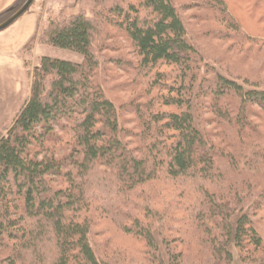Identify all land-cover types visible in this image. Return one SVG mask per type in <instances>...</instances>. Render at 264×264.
Returning a JSON list of instances; mask_svg holds the SVG:
<instances>
[{"label": "trees", "instance_id": "16d2710c", "mask_svg": "<svg viewBox=\"0 0 264 264\" xmlns=\"http://www.w3.org/2000/svg\"><path fill=\"white\" fill-rule=\"evenodd\" d=\"M86 7L0 132V264H264V0Z\"/></svg>", "mask_w": 264, "mask_h": 264}, {"label": "rangeland", "instance_id": "374dc122", "mask_svg": "<svg viewBox=\"0 0 264 264\" xmlns=\"http://www.w3.org/2000/svg\"><path fill=\"white\" fill-rule=\"evenodd\" d=\"M17 0H0V12L13 6ZM87 0H33L21 16L0 30V132L8 126L28 98L30 75L38 67L41 57L61 58L78 63L80 54L39 43L38 36L50 19H57L80 11L89 12ZM190 11L184 10L186 21ZM236 17L246 19L247 5L234 7ZM188 24V21H187ZM189 25V24H188ZM190 34L193 31L188 26ZM35 36L31 42L32 37Z\"/></svg>", "mask_w": 264, "mask_h": 264}, {"label": "water", "instance_id": "95a60500", "mask_svg": "<svg viewBox=\"0 0 264 264\" xmlns=\"http://www.w3.org/2000/svg\"><path fill=\"white\" fill-rule=\"evenodd\" d=\"M33 0H25V2L16 9L6 20L0 23V30L10 25L12 22H14L19 16H21L30 6ZM13 6L6 9L7 11H12Z\"/></svg>", "mask_w": 264, "mask_h": 264}]
</instances>
